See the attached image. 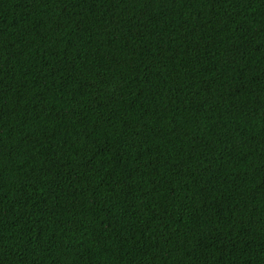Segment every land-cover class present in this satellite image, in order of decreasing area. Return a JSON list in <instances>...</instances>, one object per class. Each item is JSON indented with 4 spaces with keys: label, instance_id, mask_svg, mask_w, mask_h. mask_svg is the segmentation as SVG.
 I'll use <instances>...</instances> for the list:
<instances>
[{
    "label": "trees",
    "instance_id": "obj_1",
    "mask_svg": "<svg viewBox=\"0 0 264 264\" xmlns=\"http://www.w3.org/2000/svg\"><path fill=\"white\" fill-rule=\"evenodd\" d=\"M0 264H264V0H0Z\"/></svg>",
    "mask_w": 264,
    "mask_h": 264
}]
</instances>
